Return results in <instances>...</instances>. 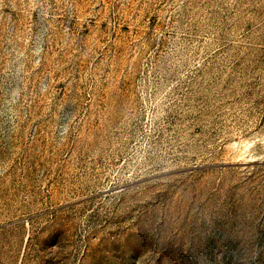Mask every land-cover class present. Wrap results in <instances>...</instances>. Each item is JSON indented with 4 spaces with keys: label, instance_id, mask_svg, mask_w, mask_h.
Segmentation results:
<instances>
[{
    "label": "rangeland",
    "instance_id": "rangeland-1",
    "mask_svg": "<svg viewBox=\"0 0 264 264\" xmlns=\"http://www.w3.org/2000/svg\"><path fill=\"white\" fill-rule=\"evenodd\" d=\"M0 264H264V0H0Z\"/></svg>",
    "mask_w": 264,
    "mask_h": 264
}]
</instances>
